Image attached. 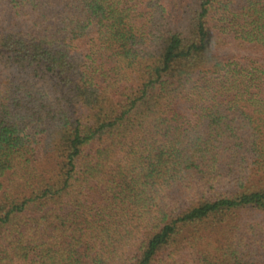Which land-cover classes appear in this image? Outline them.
I'll use <instances>...</instances> for the list:
<instances>
[{
	"label": "trees",
	"instance_id": "trees-1",
	"mask_svg": "<svg viewBox=\"0 0 264 264\" xmlns=\"http://www.w3.org/2000/svg\"><path fill=\"white\" fill-rule=\"evenodd\" d=\"M0 264H264V0H0Z\"/></svg>",
	"mask_w": 264,
	"mask_h": 264
}]
</instances>
